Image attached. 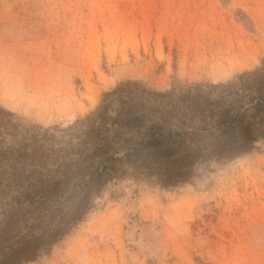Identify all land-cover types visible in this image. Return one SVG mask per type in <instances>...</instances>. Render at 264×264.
Segmentation results:
<instances>
[{
  "label": "rangeland",
  "instance_id": "374dc122",
  "mask_svg": "<svg viewBox=\"0 0 264 264\" xmlns=\"http://www.w3.org/2000/svg\"><path fill=\"white\" fill-rule=\"evenodd\" d=\"M99 166L31 264H264V0H0V228Z\"/></svg>",
  "mask_w": 264,
  "mask_h": 264
},
{
  "label": "trees",
  "instance_id": "16d2710c",
  "mask_svg": "<svg viewBox=\"0 0 264 264\" xmlns=\"http://www.w3.org/2000/svg\"><path fill=\"white\" fill-rule=\"evenodd\" d=\"M246 75L253 77V81L263 79V71ZM171 136L179 137L180 134ZM145 139L143 145L158 137L152 134ZM242 143L246 141L242 140ZM109 168L93 167L92 172L86 174L88 179L80 173L78 177L54 185L46 184L50 183L49 171L46 182L32 183L19 192L18 198L8 202V206L14 208L15 203L18 206L25 204L27 207L37 208L38 212L26 227L20 223L13 228H0V264H31L48 255L55 245L70 237L94 209V198L100 194L96 190V182Z\"/></svg>",
  "mask_w": 264,
  "mask_h": 264
}]
</instances>
